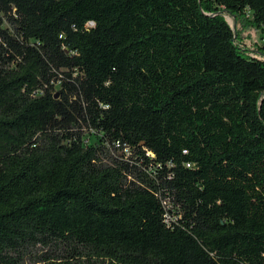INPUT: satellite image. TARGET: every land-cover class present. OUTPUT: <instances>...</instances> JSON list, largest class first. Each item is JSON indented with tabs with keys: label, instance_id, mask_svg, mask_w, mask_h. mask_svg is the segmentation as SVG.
I'll list each match as a JSON object with an SVG mask.
<instances>
[{
	"label": "trees",
	"instance_id": "trees-1",
	"mask_svg": "<svg viewBox=\"0 0 264 264\" xmlns=\"http://www.w3.org/2000/svg\"><path fill=\"white\" fill-rule=\"evenodd\" d=\"M249 28L264 0H0V264H264Z\"/></svg>",
	"mask_w": 264,
	"mask_h": 264
},
{
	"label": "rangeland",
	"instance_id": "rangeland-1",
	"mask_svg": "<svg viewBox=\"0 0 264 264\" xmlns=\"http://www.w3.org/2000/svg\"><path fill=\"white\" fill-rule=\"evenodd\" d=\"M226 21L229 23L232 29L236 30L239 28V24L234 21V17L230 15H225ZM242 41L243 45L254 55L259 56L257 53H255V49L257 46L264 44V37L261 35V33L254 29H245L241 31ZM85 132L84 141L86 144H90L95 141L96 137L93 134V131L89 130ZM47 248L42 247H36L34 252L36 254H41L43 252H47ZM33 252V253H34ZM32 253V254H33Z\"/></svg>",
	"mask_w": 264,
	"mask_h": 264
},
{
	"label": "built area",
	"instance_id": "built-area-1",
	"mask_svg": "<svg viewBox=\"0 0 264 264\" xmlns=\"http://www.w3.org/2000/svg\"><path fill=\"white\" fill-rule=\"evenodd\" d=\"M124 151H126V149H124Z\"/></svg>",
	"mask_w": 264,
	"mask_h": 264
}]
</instances>
